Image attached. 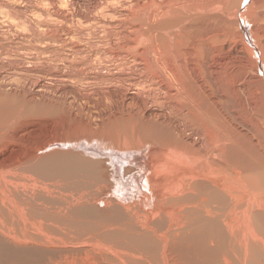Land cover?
Wrapping results in <instances>:
<instances>
[{
	"label": "bare ground",
	"instance_id": "bare-ground-1",
	"mask_svg": "<svg viewBox=\"0 0 264 264\" xmlns=\"http://www.w3.org/2000/svg\"><path fill=\"white\" fill-rule=\"evenodd\" d=\"M0 264H264V0H0Z\"/></svg>",
	"mask_w": 264,
	"mask_h": 264
}]
</instances>
